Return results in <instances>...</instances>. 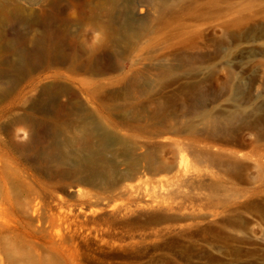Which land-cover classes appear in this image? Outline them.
<instances>
[{
    "label": "rangeland",
    "instance_id": "obj_1",
    "mask_svg": "<svg viewBox=\"0 0 264 264\" xmlns=\"http://www.w3.org/2000/svg\"><path fill=\"white\" fill-rule=\"evenodd\" d=\"M82 2L0 0L26 15L45 10L52 29L63 20L68 39L96 49L102 34L83 24ZM120 3L121 33L142 32L141 21L125 24L128 17L146 18L149 33L114 42L117 71L108 88L123 87L121 81L149 67L168 72L151 71L141 82L146 90L115 101L103 90L109 81L71 88L92 95L90 107L80 97L92 112L110 102L146 109L141 129L121 128L143 172L115 187L77 183L66 164L40 155L43 118L28 109L36 93L9 98L0 104V143L26 148L23 155L0 148V264H257V250L235 241L247 234L257 246V234L264 237L257 232V194L264 193V0ZM71 109L67 97L50 101L54 158L72 138L55 118ZM182 155L187 163L179 169ZM108 159L117 176L128 174L126 164ZM77 188L86 193L77 197ZM215 214L217 231L229 236L225 243H212Z\"/></svg>",
    "mask_w": 264,
    "mask_h": 264
},
{
    "label": "bare ground",
    "instance_id": "obj_2",
    "mask_svg": "<svg viewBox=\"0 0 264 264\" xmlns=\"http://www.w3.org/2000/svg\"><path fill=\"white\" fill-rule=\"evenodd\" d=\"M41 1L57 4L63 2V0ZM120 1L81 0L83 24L92 23L102 34L100 46L96 49H90L83 44L75 43L71 38L68 39V34L63 29L65 25L63 20H60L52 29L45 10H42L40 14L26 15L17 6L10 7L13 4H0V104L17 94L22 95L25 90L29 93L35 92L36 95L30 100L28 109L32 111L33 117L38 114L43 118L41 126L44 130L45 149L40 153L41 157L66 164L67 173L78 176L77 183L92 187H115L124 180L140 177L138 174L143 172L141 161L133 158L131 145L121 140L125 137L121 128L141 129V125L144 121H148L149 117L144 114L145 108H126L114 102L100 103L93 112L89 111L80 97L84 98L86 106L90 107L92 95H87L76 86L71 88V83L73 86L76 83L96 85L100 81H109L103 90L107 91L111 101H115L128 98L131 92L138 88L146 90V85H142L141 82L143 77L151 71H155L154 73L159 77L169 70L165 66L149 67L146 71H136L127 81H121L126 83L123 87L108 88L113 84L110 76L117 71L111 58L114 42L118 39L129 44L138 39L139 35L141 39L149 33V27L144 22L146 18L134 17H128L125 24L141 21L142 32L121 33L123 25L117 22L118 13L116 12L121 5ZM145 13V6L140 5L138 14ZM10 25H14L17 29L12 34L5 31ZM141 41H136L135 45L132 43L130 50L137 49ZM79 75H85L88 79L81 80L78 78ZM50 80H54V83H50ZM57 97L69 98L73 106V109L60 113L55 118L64 132L72 134V138L59 146L63 151L58 158H54L50 151V148H53L50 129L53 117L49 105L51 99ZM31 121L34 122L33 119ZM35 127H37L36 124ZM187 127L190 126L187 125ZM3 147L9 148L5 151L7 154L15 151L20 155H23L26 148L25 145L11 144L10 141L1 142L0 148ZM120 148L123 152L118 154L117 151ZM108 154L114 158V161L126 164L129 169L125 172L128 174L117 176V165L108 159ZM69 158L73 159L71 163ZM186 163L187 158L182 155L178 168H184ZM132 171L138 172L135 173L136 176L130 173ZM128 186L127 184L125 187ZM74 193L80 197L86 191L77 188ZM257 199H259L257 232L259 229L264 232V193L257 194ZM224 215L228 216V212ZM217 216L218 214L213 215L210 222L211 240L215 243L219 238L222 243H225L229 240V236L224 229L217 231ZM235 242L257 250V264H264V237H259L257 234V246L247 234H242Z\"/></svg>",
    "mask_w": 264,
    "mask_h": 264
}]
</instances>
